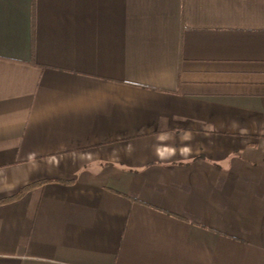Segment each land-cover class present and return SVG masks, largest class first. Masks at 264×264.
Segmentation results:
<instances>
[{"label":"crops","instance_id":"1","mask_svg":"<svg viewBox=\"0 0 264 264\" xmlns=\"http://www.w3.org/2000/svg\"><path fill=\"white\" fill-rule=\"evenodd\" d=\"M0 264H264V0H0Z\"/></svg>","mask_w":264,"mask_h":264}]
</instances>
